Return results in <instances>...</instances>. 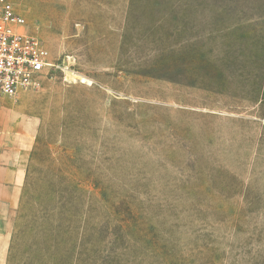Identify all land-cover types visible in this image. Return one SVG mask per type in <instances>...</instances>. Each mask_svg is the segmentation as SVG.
<instances>
[{"label": "rangeland", "instance_id": "374dc122", "mask_svg": "<svg viewBox=\"0 0 264 264\" xmlns=\"http://www.w3.org/2000/svg\"><path fill=\"white\" fill-rule=\"evenodd\" d=\"M4 1L56 63L5 264H264V0Z\"/></svg>", "mask_w": 264, "mask_h": 264}, {"label": "crops", "instance_id": "0c3cea01", "mask_svg": "<svg viewBox=\"0 0 264 264\" xmlns=\"http://www.w3.org/2000/svg\"><path fill=\"white\" fill-rule=\"evenodd\" d=\"M38 118L0 96V264H5Z\"/></svg>", "mask_w": 264, "mask_h": 264}, {"label": "built area", "instance_id": "2783aa9c", "mask_svg": "<svg viewBox=\"0 0 264 264\" xmlns=\"http://www.w3.org/2000/svg\"><path fill=\"white\" fill-rule=\"evenodd\" d=\"M56 63L44 42L27 30L25 19L0 0V95L15 97L39 86Z\"/></svg>", "mask_w": 264, "mask_h": 264}, {"label": "bare ground", "instance_id": "6f19581e", "mask_svg": "<svg viewBox=\"0 0 264 264\" xmlns=\"http://www.w3.org/2000/svg\"><path fill=\"white\" fill-rule=\"evenodd\" d=\"M70 76H71V75H70ZM78 76H79V75H78ZM74 77H75V76H74ZM79 79H80V78H79ZM72 80H73V79H72ZM81 80H82V81H85V79H82V78H81Z\"/></svg>", "mask_w": 264, "mask_h": 264}]
</instances>
